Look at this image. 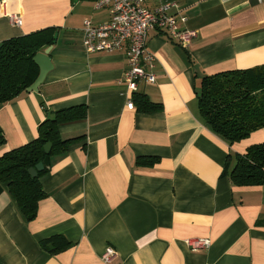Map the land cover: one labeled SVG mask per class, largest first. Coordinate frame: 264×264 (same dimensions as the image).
I'll list each match as a JSON object with an SVG mask.
<instances>
[{
	"label": "crops",
	"instance_id": "1",
	"mask_svg": "<svg viewBox=\"0 0 264 264\" xmlns=\"http://www.w3.org/2000/svg\"><path fill=\"white\" fill-rule=\"evenodd\" d=\"M94 1H0V41L57 32L38 90L0 105V155L34 139L57 109L85 105V117L58 126L62 138H81L49 156L34 219L0 181V264H264V185H234L228 173L237 153L264 142V127L228 143L202 121L196 97L205 74L264 65V0H164L195 35L185 47L150 31L156 80L135 92L123 51L84 49V20L109 19ZM137 93L157 108L128 109ZM53 236L69 245L49 251L43 241ZM195 238L210 243L192 250L186 240ZM108 247L116 254L105 262Z\"/></svg>",
	"mask_w": 264,
	"mask_h": 264
},
{
	"label": "trees",
	"instance_id": "2",
	"mask_svg": "<svg viewBox=\"0 0 264 264\" xmlns=\"http://www.w3.org/2000/svg\"><path fill=\"white\" fill-rule=\"evenodd\" d=\"M2 1V0H0ZM54 28H43L2 41L0 48V105L12 100L35 80L39 68L33 56L52 44ZM198 112L202 121L228 143L240 141L253 131L264 127V65L233 69L203 75L196 90ZM143 110L157 108L145 94L133 97ZM85 117V105L63 107L44 119L38 127V135L31 141L3 152L0 155V181L6 184L26 220L36 217L39 201L45 197L40 175L32 177L28 168L43 160V145L51 142L49 156L63 152L67 144L81 136L64 139L59 124ZM0 128V147L5 143ZM234 185H264V142L251 144L244 153H237L229 170ZM62 239L60 244L53 241ZM58 241V240H57ZM49 251H57L69 245L62 237L53 236L43 241ZM55 245V246H53Z\"/></svg>",
	"mask_w": 264,
	"mask_h": 264
},
{
	"label": "built area",
	"instance_id": "3",
	"mask_svg": "<svg viewBox=\"0 0 264 264\" xmlns=\"http://www.w3.org/2000/svg\"><path fill=\"white\" fill-rule=\"evenodd\" d=\"M173 5L175 4L163 0L155 8L149 9L145 7L144 0H95L94 8L107 9L109 19L100 24L84 20L81 40L85 51H123L127 62L124 80L128 91L135 92L139 81L155 82V54L147 48L149 32H163L185 47L195 35V31L181 28L180 24L185 22V16L169 12ZM10 20L14 25L21 24L18 14L10 15ZM126 106L134 109L131 98L127 99ZM209 243L206 238L186 240L192 250L208 247ZM115 254V249L108 247L102 259L109 262Z\"/></svg>",
	"mask_w": 264,
	"mask_h": 264
},
{
	"label": "water",
	"instance_id": "4",
	"mask_svg": "<svg viewBox=\"0 0 264 264\" xmlns=\"http://www.w3.org/2000/svg\"><path fill=\"white\" fill-rule=\"evenodd\" d=\"M56 38H57V32L53 34L52 44L56 42ZM2 44H3L2 41H0V48ZM51 46L52 45H49L44 51H38L33 56V61L37 64L39 68V72L35 80L26 88L27 91H37L39 85L43 82L46 74L53 68V63L49 56V51L51 49ZM43 149L45 152V157L43 158V160L36 163L35 166L28 168V172L32 177L37 176L39 172L49 167L50 164L49 152L51 149V142H46L43 145Z\"/></svg>",
	"mask_w": 264,
	"mask_h": 264
}]
</instances>
